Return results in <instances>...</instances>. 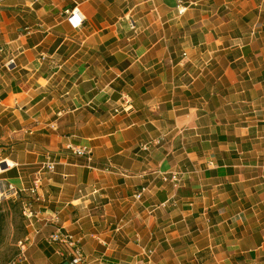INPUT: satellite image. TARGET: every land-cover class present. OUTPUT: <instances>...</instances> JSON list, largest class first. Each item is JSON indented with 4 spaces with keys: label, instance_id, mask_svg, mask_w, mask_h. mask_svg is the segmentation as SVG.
<instances>
[{
    "label": "crops",
    "instance_id": "1",
    "mask_svg": "<svg viewBox=\"0 0 264 264\" xmlns=\"http://www.w3.org/2000/svg\"><path fill=\"white\" fill-rule=\"evenodd\" d=\"M0 165L13 264H264V0H0Z\"/></svg>",
    "mask_w": 264,
    "mask_h": 264
},
{
    "label": "built area",
    "instance_id": "2",
    "mask_svg": "<svg viewBox=\"0 0 264 264\" xmlns=\"http://www.w3.org/2000/svg\"><path fill=\"white\" fill-rule=\"evenodd\" d=\"M182 10H180L179 13L182 12ZM64 15L69 16V19L75 24V26L77 27L81 26L83 18H81L80 12L77 8H73L71 10H65ZM70 150L72 154L77 157H86L90 154L89 149H87L86 147H73V148L71 147ZM47 168L48 170L52 171L54 168V163L49 162L47 165ZM40 184H41L40 178L37 177V179H35L33 182L32 188L29 190V194L33 198H35L36 201L39 200L37 199L38 197L37 190L40 187ZM3 186L6 187V191L4 190L3 193H0V197L9 196V198H11L10 200L20 202L19 198H20L21 191H19L18 189H16L10 184H7V185L3 184ZM5 192L8 193L7 196L4 195ZM21 208H22V216L25 219L29 220L33 218L34 214L30 209L29 201L21 202ZM48 241L50 243H56V244L62 245L64 249H66V256L62 254V257H65L68 259L66 264H84L85 263L84 256L82 254V251L77 241L70 233L64 231L62 228L56 227L53 233L49 235ZM25 242H26V239L18 243V246L21 251V255L24 250ZM152 253H153L152 251L145 252L144 255L146 256V261H144L141 264H150V258H151Z\"/></svg>",
    "mask_w": 264,
    "mask_h": 264
},
{
    "label": "rangeland",
    "instance_id": "3",
    "mask_svg": "<svg viewBox=\"0 0 264 264\" xmlns=\"http://www.w3.org/2000/svg\"><path fill=\"white\" fill-rule=\"evenodd\" d=\"M4 190L6 191V187L0 183V193H3ZM4 195L7 196L8 193L5 192ZM10 199L9 196L0 197V206H2L4 212V220L2 221V228L0 230V264H13V262L22 258L18 242L26 233L20 206V211H18V209L12 208V206L1 204L10 201Z\"/></svg>",
    "mask_w": 264,
    "mask_h": 264
},
{
    "label": "trees",
    "instance_id": "4",
    "mask_svg": "<svg viewBox=\"0 0 264 264\" xmlns=\"http://www.w3.org/2000/svg\"><path fill=\"white\" fill-rule=\"evenodd\" d=\"M1 204L12 206V208L18 209V211H20V209H19L20 205H19V202H17V201L13 202L12 200H10V201L3 202ZM3 220H4V212L2 210V206H0V230L2 228L1 224H2Z\"/></svg>",
    "mask_w": 264,
    "mask_h": 264
},
{
    "label": "water",
    "instance_id": "5",
    "mask_svg": "<svg viewBox=\"0 0 264 264\" xmlns=\"http://www.w3.org/2000/svg\"><path fill=\"white\" fill-rule=\"evenodd\" d=\"M1 169L4 170L5 167H3V165H0Z\"/></svg>",
    "mask_w": 264,
    "mask_h": 264
},
{
    "label": "bare ground",
    "instance_id": "6",
    "mask_svg": "<svg viewBox=\"0 0 264 264\" xmlns=\"http://www.w3.org/2000/svg\"><path fill=\"white\" fill-rule=\"evenodd\" d=\"M8 166H9V164H8Z\"/></svg>",
    "mask_w": 264,
    "mask_h": 264
}]
</instances>
